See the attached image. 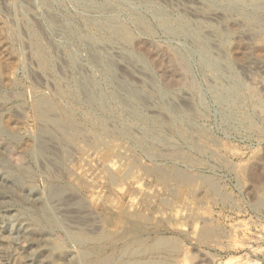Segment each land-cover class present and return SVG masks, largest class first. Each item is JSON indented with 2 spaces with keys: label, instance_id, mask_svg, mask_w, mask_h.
<instances>
[{
  "label": "rangeland",
  "instance_id": "rangeland-1",
  "mask_svg": "<svg viewBox=\"0 0 264 264\" xmlns=\"http://www.w3.org/2000/svg\"><path fill=\"white\" fill-rule=\"evenodd\" d=\"M88 1L90 7H94L95 9H88L89 11L86 12L71 0H57L58 4L56 3V6L53 0H45V4L50 5V8L57 11L58 14L68 15L74 20L77 19L78 28L82 33L89 34L88 37H94L98 42L102 39L105 41H108L110 38L115 39V37L107 35V32H103V29L99 25L106 27L107 23H109L115 29H118L120 27L114 26L113 23L117 21H119L117 24L126 23V27L120 31L117 37L118 40L128 46L126 50H128L130 58H133L132 62L142 66L147 74L150 75V78H152L154 90H150V94L153 95L152 100L155 105L158 104L159 107L164 109L163 104L171 102L182 108L183 118H181V121L179 123L172 121L171 123H174L176 126L180 125L179 127L184 131L179 136L174 131L175 126L173 125L169 126V131H166L163 129L166 125H160L161 118L154 115L151 118L154 122H158L155 125L158 132L153 137L163 135L162 140L164 144L157 143L153 139H151V144H147L145 141H141L145 136L142 135L140 137L139 133L136 134L134 132L135 137L141 138L135 140V142L137 141L136 143L133 141L126 143L121 142V140L116 142L110 136H104L103 134L95 138L89 126V116L85 117L83 115V110H81L78 104H73L75 107L71 106L76 110L78 109L75 120L79 123H84L85 121L84 124L88 127V135L89 137H93L86 142L80 141L76 151L81 154L84 160L86 158L90 159L93 155L99 161L96 163L97 169L94 168V170L88 171V173L85 172L87 174L85 181L83 178V181L77 180L79 181L78 190H75L81 204L89 201L88 206L90 203L91 206L94 205L92 206L93 212L88 211V222L92 224L91 228L93 232L89 236L92 240L95 239L96 241H88V238L86 239V244L92 250V253L87 254L83 259L89 261L107 258L108 262H111L108 264H264V19L262 21H255L254 19L242 21L243 23H250V27L252 28L248 29V33L244 32L247 30L240 25L241 23L237 21L238 18L234 15L225 16L222 15L223 12L217 10L216 13L219 15V18L214 20L209 19L207 16L210 12L214 11V6L210 5V9L212 10L205 7L208 6V2L211 0H180L179 3L182 4L197 1L198 5H194L198 7V11L200 12L198 17L192 15L187 8L184 9L179 6L176 9L170 6L174 0H152L154 4H151V0ZM250 1L253 3H264V0H244L245 3H249ZM37 3L40 4L37 5ZM46 5H42L41 1L35 2V5H33L31 0H0V123L4 127H13L14 130H19L21 134L33 133L36 130L34 116L28 106L33 97L31 91L25 87L27 80L35 79L31 78L32 74L29 73V70L27 71L22 67V61L19 59V54L27 62L31 58L30 52L26 48L28 42L27 36L23 32V29L20 32L17 31L18 28L11 21L9 12L12 7L18 16H22L23 12L24 16L27 13L26 20L29 23L28 27L34 30L38 29L40 24L38 20L32 17V12L39 11L43 13L48 9L45 7ZM167 6L172 9L169 14ZM132 7H136L134 10L135 14H132L130 10ZM149 7H158L155 9H159L157 10L158 13L155 12L154 16L149 15L151 13L149 12ZM116 8L118 12L114 10ZM99 9H102L103 12L98 11ZM166 14L168 16L171 15L167 19H164L167 20L164 23L165 26L169 25V23L172 24L171 21H174L175 24L173 23L174 25L172 26H176L180 30L184 29L185 33L189 32L190 35H194L196 40L205 37L204 35L208 31L214 32L213 35L220 39V46H218L220 49V59H227L226 61L231 67L230 73H235L236 75H234L237 76V80L242 85L241 88L244 90L240 93L241 98L244 97L242 102H235L237 104L231 108L225 103L220 102L222 98L218 95V90H222V93H224L226 85L217 74L213 73L214 69L205 60V58L210 59V56L214 55V46H209L208 44V48L211 49L209 54L204 55L201 52L202 57H200L199 52L204 48V43L199 44V46L197 45V48L190 39L184 38V41L182 36L176 37L175 35H179V33H176L175 29L172 30L173 32L171 28L170 30H166L169 29L166 28L163 31L160 29L158 26L161 21L159 17H166ZM139 15L144 17L140 18L141 23H139V19L135 20ZM85 17H88V23L85 21ZM128 19L134 21L135 25L132 22L129 25L127 23ZM248 20L252 21L249 22ZM16 31L19 35L22 32V43L25 45L21 46L16 42ZM219 31H223L224 33H220ZM204 40L206 43V39ZM214 40H212L211 44L214 43ZM182 41L184 42L181 43ZM40 45L44 48V54H40L42 56L38 61L44 66L47 65L45 67H52V56L57 51L53 47L52 50L49 49L45 41H41ZM34 47L35 45H33ZM193 50L197 52L194 53ZM85 54L86 52L83 51L77 53L82 67L85 68V71H88V76L97 75L99 77L100 74L94 71L90 64L92 63L93 55L88 51L87 67V54ZM181 57L186 58L187 62L189 61V67L185 66ZM32 67L35 68L33 65ZM247 72H251L252 75L249 74L248 76ZM212 74L216 77H214V80L211 78ZM227 74L225 72L223 75L227 76ZM224 76L222 78H225ZM101 84L106 87L104 82ZM141 89L144 91L149 90L147 86H141ZM216 96H218L220 101ZM107 102L108 106H111V111H106L108 117L115 116L118 118L119 109L117 110L116 107H113L110 100H107ZM55 104L57 106L60 105L58 103ZM139 113L142 116L141 110H139ZM143 117L148 116L144 115ZM176 117L180 119L178 114H176ZM119 118L123 122L122 126H125L124 128L127 131L130 123L122 120L121 117ZM159 129L163 130L160 131ZM130 134L131 131L127 133V135ZM89 141L91 143L87 144ZM92 141L95 146H93ZM121 143L125 144L128 149L132 147L135 153V163L131 162V164L137 163L139 167L151 174L148 175L147 173L143 180L133 177L131 174L128 178L122 179L123 177L114 175L104 168L113 158L114 145L117 147ZM182 143L183 145H181ZM168 144H171L170 147H174H167L169 146ZM0 149V155L11 166L20 165L29 171L36 172V175L33 174L32 180L28 184L26 183L16 191H13L11 187H5L6 184L0 182V200L4 202L0 203V264H39L37 261L33 262L30 259V255L33 253L35 255H47L51 250V246L60 248L59 251L62 254H55L56 262L81 264V261L77 259L80 258L78 257V254H80L78 244L68 242L60 231L51 228V231L49 230L46 235H43L42 239L44 240L41 241L37 234L34 238L23 235L17 226L12 225L10 220L11 215H16L22 206L23 208H27L28 205L31 206L28 202L24 204L17 203L16 197L22 195L28 201L29 187L40 194L46 187L44 181H46L48 176L40 172L36 164L28 156L20 152V145L5 144L0 137ZM146 149L147 152L145 154L142 153ZM149 154L154 155V157L151 156V159L145 157V155L148 156ZM201 158L202 160H200ZM80 170L83 172L79 164L75 170L72 169L71 171L78 173ZM150 170L152 171L150 172ZM105 171L107 172L106 174L104 173ZM159 171L163 172L162 176L164 178L162 180L157 173ZM179 172L185 174L183 175L184 177ZM74 175L76 176L75 173L65 170L63 173L64 179L58 182L68 184V181L74 179ZM155 177L158 178L156 179ZM94 178H96L98 184L95 185L94 183L92 186L91 183ZM166 187H172V193L167 191ZM137 188L150 190L149 192L152 195L140 196L137 193ZM175 188H177V191ZM166 194L170 195L169 199L165 198ZM195 209L199 215L205 216V219H198V214L193 213ZM106 220L107 223H105ZM120 225L124 227L121 230L123 231V235L117 239L114 231ZM133 225L134 227H132ZM3 241H5L4 247ZM98 248L100 249L97 257L94 253ZM76 249L77 251H75ZM89 257L91 258L89 259ZM137 259L140 261H137ZM40 260L44 261V259Z\"/></svg>",
  "mask_w": 264,
  "mask_h": 264
},
{
  "label": "bare ground",
  "instance_id": "bare-ground-1",
  "mask_svg": "<svg viewBox=\"0 0 264 264\" xmlns=\"http://www.w3.org/2000/svg\"><path fill=\"white\" fill-rule=\"evenodd\" d=\"M39 1H41L42 5H46L45 0H31L33 5H35V2H39ZM53 1L55 2V6H56L57 0H53ZM71 1L74 2L78 7L84 9V12L89 11L88 9H93V10L95 9L94 7L93 8L90 7V5L88 4V2H89L88 0H71ZM179 2H180V0L179 1L174 0V2L170 6L176 8V9H178L179 6L183 7L184 9L187 8V10L192 15L198 17L200 12L198 11V7H196L194 5V4L198 5L197 1H195L193 3L187 2L185 4H182ZM7 3H8V1H7ZM38 4H40V3H37V5ZM151 4H154V1L151 0ZM201 4H203V3H201ZM210 5L214 6V11H212L208 14L207 17L209 19L214 20V19L219 18V15L216 13L217 10L223 12L222 15H225V16L226 15H229V16L234 15L235 17L238 18L237 21H239L241 23L240 25L247 30L244 32L249 33L250 28H252V27H250V23H243L242 22L245 19H254L255 21H262V19H264L263 18V16H264L263 15L264 3L263 2L253 3L250 1L249 3H245L244 0H211L208 2V6L205 7V5H204V7L209 9V10H212V9H210L211 8ZM15 6H18V5H15ZM45 7L48 9H46V10L44 9L45 12L42 11L43 13H41L39 11L38 12H32L33 13L32 17L35 20H38L39 24H40V27L38 29H34V30L31 29L30 27H28L29 23L26 20L27 13H25V16H24V12H23L22 16L21 15L18 16V14L15 13V11H14V9H12V7H11L10 12H9V14L11 16V21H13L15 24L14 26L16 28H18L17 31L20 32V30L23 29V32H25V35L27 36V40H28L26 48L29 50L31 58H29L30 60L27 62V60L24 59V57L22 58L21 54H19L20 55L19 59H21L20 61H22V67H24L27 71L28 70L30 71L29 73L32 74V75L30 74L31 78H34L35 80L37 79L36 81L33 79H30L31 81L27 80L26 84H25V87L31 91V95L33 97L31 100V103H28L29 104L28 106H29L30 111L33 113L34 122L36 124V130H35V132L33 131V133L21 134V133H19V130L16 131L13 129V127H4L0 123V137L2 138L3 143H5V144L20 145V152L22 154L28 156L31 159V161H33L36 164V167L39 168V171L43 172L45 175L48 176V178H46V181H44L46 187H45L44 191L41 192L40 194H38L36 191H34L33 189H31L29 187V197L27 198L28 201L22 195H18V197H16L17 203L24 204L25 202H28V203H30L31 206L28 205L27 208H23V206H22L21 210H19L16 215H11L10 220H11L12 225L17 226L23 235L30 236V237L34 238V237H36V234H37L41 241L44 240V239H42L44 237L43 235L44 234L46 235L47 232H49V230L51 228L60 231L62 233V235L64 236V239L68 240V242L78 244L77 245L79 248L78 251H80V254H78V257H80V258H77V259L79 261H81L80 262L81 264H108L111 262H108V259L104 258V257H103L104 259H102V260L92 259L89 261H85L83 259L87 256V254L92 253V250L89 249L88 245L86 244V242H87L86 239L88 238V241L92 240V238L89 236V234H92L93 232H92V228H91L92 224L90 222H88V211L93 212L92 206H94V205L91 206V203H90V205L88 206L89 201H87L84 204L83 203L81 204L79 197H77V195L75 193V190H78V182L79 181H77V180L83 181V179H84V181H85V178H87L86 173H88V171L94 170V168L97 167L96 163L99 161L93 155L90 157V159H87V158L85 160H84V158L82 159L81 154L78 151H76V149H78L80 141L86 142L88 140H91V138H93V137L97 138L99 135H102V134L104 136H110V138L116 142L117 141L119 142V140H121V142L128 143V142L133 141L134 143H136L137 141L135 142V140L141 139L140 137L143 135V136H145V138L143 137L141 139L142 142L145 141V143L151 144V139H153L157 143L164 144V142L162 140L163 135L162 136L158 135L157 137H153L154 135H157L158 130H156L155 125L158 122H154L152 120L151 116L157 115L156 117H160L161 118L160 119V125H166L167 128L166 127L163 128L166 131H169V129H168L169 126H171V125L175 126L174 131L177 134H179V136H180L183 134L184 130L183 131L181 130L182 128L179 127L180 125L176 126L174 123H171V122L173 121L175 123H179L181 121V118H183V114L181 112L182 108H180L179 106H177L176 104H173L171 102H166V104H163V106H164V109H163V108L159 107L158 104L155 105V103L153 102V100H152L153 95L150 94V90H152V89L154 90V87H153V84L151 81L152 78H150V75L147 74V72L145 71V69H143L142 66H139L135 62H132L133 58L132 59L130 58L128 50H126L128 48V46L126 44H123V42L119 41L117 38L119 36L120 31L126 27L125 26L126 23L117 24V22L119 23V21H117L116 23H113L114 26L120 27L118 29H115L109 23H107L108 25H106V27L99 25V27L103 29L102 30L103 32H107L108 33L107 35H109L110 37H115V39L110 38L109 40L107 39L108 41H105L102 39L101 41L99 40V42H98L94 39V37H88L89 34L82 33V31L78 28L79 24H78V22H76L77 19L74 20L73 18L69 17L68 15L58 14L57 11H54L50 8V5H46ZM167 7H168L167 10H168V14H169V12H171L172 9H170L169 6H167ZM19 8H20V6H19ZM156 8H158V7H156ZM156 8L149 7V12H151V13L148 12L149 15L154 16L153 14L155 12L158 13L157 10H159V9L155 10ZM135 9H136V7H134V8L132 7L130 9L132 14L133 13L135 14V11H134ZM114 10L116 12H118L117 8ZM22 11H21V13H22ZM98 11L103 12L102 9H99ZM115 14L117 15V13H115ZM168 14H166L167 15L166 17L165 16L159 17V20H161V21L159 22V25L158 24L157 25L160 27V29L162 31L165 30L166 28H169L166 30H170V28H171V31L173 29H175L176 33L177 32L179 33V35H175L176 37L179 38L182 36L183 40H184V38L190 39L192 41V43L194 44V46L195 45L199 46V44L204 43L203 44L204 48H202L199 52L200 57H202V53H204V55L209 54L211 49L208 48V44H209V46H211V45L214 46V50H215V51H213L214 55L210 56L211 57L210 59L205 58V60L208 63H210L211 67L214 69L213 73L215 75L217 74L224 81V84L226 85V88H224V91H225L224 93H222L223 92L222 90H218V95L221 96V98H222V100L220 101L218 96H216L218 98V100L222 103H225L227 106H229V108L234 107V105L239 103V102H242L244 97L241 98L240 93L244 90H242L243 88H241L242 87L241 83L237 80V76H235L236 75L235 73H234L235 75L233 73H230L231 67H230V64L226 61L227 59L226 60H225V58L220 59V55H219L220 49L218 48V46H220L219 45L220 39L213 35L214 32L208 31L209 33L206 32L207 34H205L204 35L205 37H203L207 41L205 43V40L203 38H199V40H196L195 39L196 37L194 35H190L189 32L185 33L184 29L180 30L178 27L172 26L175 24L174 21H171L172 24L169 23V25L165 26L164 23H166L167 20H164V19H167L172 13L169 16H168ZM140 18H144V17L139 15L135 18V20L139 19V23H141L142 21H140ZM85 19H86L85 21L88 23V17L87 18L85 17ZM106 19H108V17H106ZM115 19H117V18H115ZM248 21L250 22L252 20H248ZM131 22L133 25H135L134 21H132L130 19L127 20L128 24ZM129 25H131V24H129ZM220 28H218V29H220ZM17 31L15 34L16 42L18 44H20L21 46H23L25 44L22 43L23 42L22 41L23 38L21 36L22 32L19 35V33ZM139 32H140V30H139ZM194 32H196V31H194ZM219 32L222 33L223 31H219ZM32 36H33V38H31ZM31 39L34 41H32ZM105 39H106V37H105ZM208 39H210V40H208ZM180 40H182V39H180ZM212 40H214L213 44H211ZM41 41H45V43H46L47 47H49V49L52 50V47H53L55 49V51H57V52H55V55L52 56V62H53L52 67H45L47 65L44 66L38 61V59H40L42 56L40 54H44V48H43V46L40 45ZM184 41H182L181 43H183ZM222 41L223 40H221V42ZM33 42H34V44H33ZM222 43H224V42H222ZM33 45H35L34 48H33ZM42 45H43V43H42ZM198 46H197V48H198ZM79 51L86 52V54H87L86 66L87 67H88V51H89V53H91L93 55L92 60H91L92 63H90V64H91L92 68L94 69V71H97L100 74L99 77H97V75H95L96 77L94 75H91L94 77L88 76V74H89L88 71H85V68L82 67L81 62L78 58L77 53ZM193 51H194V53L197 52L196 50H193ZM182 53H184V52H182ZM182 60L184 61L185 66L189 67V64H188L189 61L187 62L186 58H184V57L182 58ZM32 65L35 66V68H33ZM225 72L228 73L227 76L223 75V74H225ZM249 74L252 75L251 72H247L248 76H249ZM215 75L212 74L211 78L213 80H214ZM222 76H224L225 78H222ZM223 81H222V83H223ZM103 82L105 83L106 87L102 86L101 83H103ZM239 84H240V86H239ZM141 86H147V88L149 90L144 91L143 89H141ZM104 88H108V89H104ZM209 89H212V88H209ZM212 94H214V93H212ZM164 96H166V95H164ZM167 97H168V95H167ZM182 98H184V97L182 96ZM107 100L111 101L110 103L113 105V107H116L117 110L119 109L118 110L119 117H121L122 120H125L126 122L130 123V126L127 127V128H129L127 131L124 128L125 126L124 127L122 126L123 122L120 120L119 117L118 118L115 116L108 117V114H106V111H109V112L111 111L110 110L111 106L110 107L108 106ZM171 101H172V99H171ZM235 102H237V103H235ZM55 103L60 104L62 108L59 107L60 105L57 106V104H55ZM73 104H78V106L81 108V110H83V115L85 117L89 116V122H90L89 126L92 130L93 137H91V136L89 137L88 127L86 126V124H84L85 121H84V123H79L75 120L76 112L78 109L76 110L74 108L75 106ZM117 104H118V106H117ZM188 104H186V105L188 106ZM106 105H107V107H106ZM242 105H244V104H242ZM71 106H74V107L72 108ZM139 110L142 111V116H140L141 113H139ZM190 112H191V110H190ZM169 114L171 115V118H170ZM176 114H178L180 119L176 117ZM144 115L148 116L149 118L143 117ZM10 120H12V119H10ZM165 122H169V123H165ZM86 123H88V122H86ZM163 123H165V124H163ZM185 126H187V125H185ZM177 127H179V128H177ZM163 129H159V130L162 131ZM130 131H131V134L127 135V133H130ZM133 132L136 134L139 133L140 137H138V138L135 137ZM123 135L127 136L126 137L127 139ZM168 136H172V135H168ZM194 136H196V135H194ZM93 141H92V144H94ZM88 143H91V142L89 141V142H87V144ZM167 143H169V142H167ZM183 143L181 145H183ZM98 144H97V146H98ZM137 144H135V145L137 146ZM168 145L169 146H167V147H170L171 144H168ZM93 146H95V144ZM128 146H129V144H128ZM173 147H170V148H173ZM177 147L179 148V146H177ZM135 149H137V148H135ZM72 151H74V153H72ZM146 152H147V149L144 150V152H142V153L145 154ZM165 152H163V153H165ZM151 156L154 157V155H152V154H149L148 156L145 155V157H148L150 159L152 158ZM134 157H135V153H134L132 147H130L128 149L127 146L123 143H121V145L117 146V147H115V145H114L113 158L111 159V161H109L104 166V168L106 170H108V172L113 173L114 175H117V176L119 175V176L123 177L122 179L128 178V176L131 174L133 177H137L138 179L143 180L144 176L148 172H146L144 169L139 167L137 165V163L131 164V162L135 163ZM185 158H187V157H185ZM122 159H124V160L122 161ZM189 160L191 161L190 158H189ZM200 160H202V158ZM79 164H80V167L83 169L82 170L83 172H81V170H80L78 172L79 173L78 174L75 171H71L72 169L75 170L76 166H78ZM195 167H197V166H195ZM65 170H68L70 172L75 173L76 176L74 175L75 176L74 179L73 180L71 179V181H68V184H66V183L61 184L58 181L64 179L63 173L65 172ZM151 171L152 170H150V172ZM104 173L106 174L107 172L105 171ZM157 173L162 180L164 178L162 176L163 172L159 171ZM33 174L36 175V172L29 171L26 168H24L23 166H20V165L19 166H11L0 155V182L5 183L6 184L5 187H11V189L13 191H16L20 187L24 186L26 183L28 184V182L30 180H32ZM70 174H72V173H70ZM149 174H151V173H148V175ZM41 175H42V173H41ZM180 175L182 177H184L183 175H185V174L180 173ZM150 177H152V176H150ZM108 178L110 179L109 176H108ZM184 180H186V179H184ZM184 180H183V182H185ZM94 183H95V185L98 184V181H96V178L93 179V182L91 183V185L93 186ZM119 183H121V182H119ZM165 183H164V185H165ZM158 184H160V183H158ZM162 184H163V182H162ZM173 184H174V182H173ZM164 185H163V187L165 189ZM99 187H102V186H99ZM168 187H169V185H168ZM168 187H166L167 191L171 192L172 187L171 188H168ZM112 189H113V187H112ZM137 189H138L137 193L140 196L142 195L144 197V195H149V196L152 195V193L149 192L150 190L140 189V188H137ZM176 189L177 188H175V190ZM153 190H155V189H153ZM169 194H166V197L165 196L164 197L166 199H169L170 198ZM154 197H156V196H154ZM0 203H4V202L2 200H0ZM193 213H197L196 209L193 211ZM95 214H94V216H95ZM197 217H198V219H205L204 218L205 216L203 217L199 214ZM113 219H114V217H113ZM105 223H107V220L105 221ZM110 225H111V223H110ZM136 226H137V224H136ZM141 226H142V224H141ZM145 226H146V224H145ZM132 227H134V225ZM122 228H124V227L122 225H120L114 231V235L117 239L121 238L123 235L122 234L123 231H121ZM104 229H105V227H104ZM185 233H186V231H185ZM104 235H106V234H104ZM140 236H142V235H140ZM45 241H47V240H45ZM92 241H96V240L94 239ZM113 242H114V240H113ZM3 243H4L3 244V247H4L5 241H3ZM43 243H44V241H43ZM113 245H115V244H113ZM144 247H145V245H144ZM9 248H10V246H9ZM59 249L60 248H57L55 246H51V250L49 251V253L47 255H43V254L42 255L41 254L35 255L33 253L30 255V259L33 262L37 261L39 264H42L43 262H44V264H63L60 262L58 263L55 260V258H56L55 254L62 255L61 252L59 251ZM99 249L100 248H98V250L94 253L95 255H97V257H98ZM111 249H112V247H111ZM128 250H129V248H128ZM75 251H77V249ZM111 251H113V250H111ZM143 252H145V251H143ZM103 254H101V255H103ZM156 254H157V252H156ZM108 256H110V255H108ZM99 257H101V256H99ZM90 258L91 257H89V259ZM40 259H44V261H42ZM138 260L139 259H137V261ZM96 261H98V262H96ZM17 264H19V263H17Z\"/></svg>",
  "mask_w": 264,
  "mask_h": 264
}]
</instances>
